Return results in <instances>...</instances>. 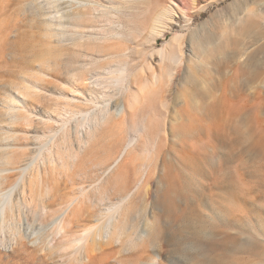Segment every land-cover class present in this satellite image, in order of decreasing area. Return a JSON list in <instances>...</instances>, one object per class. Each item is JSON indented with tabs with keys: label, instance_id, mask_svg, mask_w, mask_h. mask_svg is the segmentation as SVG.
Returning a JSON list of instances; mask_svg holds the SVG:
<instances>
[{
	"label": "rangeland",
	"instance_id": "374dc122",
	"mask_svg": "<svg viewBox=\"0 0 264 264\" xmlns=\"http://www.w3.org/2000/svg\"><path fill=\"white\" fill-rule=\"evenodd\" d=\"M188 1L189 8L184 7V0H124L118 7L120 38L109 40V43H93V36L88 38L81 29L75 28L74 19L89 11L90 17L87 16L83 23L93 26L92 6L96 0H0L1 176L17 175L37 160L26 178L29 183L39 173L43 174L45 186L52 190L44 197L50 210L58 209L60 203L78 195L81 188L91 189V199L97 200L99 196L92 188L101 182L100 187L108 199L85 206L90 214H86L81 227L76 228L80 232L88 224H97L120 195L134 187L137 178L145 174L144 169L150 168L148 190H140L129 207L130 220L136 217L132 222H140L141 229L151 234L150 238L126 252L124 244L130 232L125 233L121 242L113 240L104 246L103 254L92 264H139L140 254H143L140 261L155 259L158 264H205L211 244L223 240L224 236L203 234L199 244L190 236L189 224L209 214L203 204L206 205L208 200L211 181L199 179L193 186L196 191L193 206H186L178 195L174 196L176 207L165 205L169 184L173 183L165 178V173L172 175L171 167H184L179 162H172L164 168L161 159L151 165L152 141L161 139L167 148L180 150L183 136L177 127L187 123L183 112L199 111L203 95L210 114L208 125H212L218 134L224 133L222 125L238 128L240 134L230 131V138H244L243 146L246 147L255 142L249 138H258L264 131V55H261L264 54V36L261 39V34L264 35V0H200L198 6L197 0ZM257 7L262 10V19L260 25L252 27L246 22L247 9ZM106 24L103 21L101 25L107 27ZM86 30V33L90 32ZM83 36L84 40L79 41L78 38ZM125 49L130 54V88L137 95V102L131 107L124 97H112L108 76L78 80L82 74L88 75L83 68L92 62L89 55L98 56L100 50L101 55L117 54ZM163 49L174 51L182 59L181 63L163 61L159 54ZM107 63L115 65L116 60L101 62L102 65ZM166 70L172 75L165 78ZM74 73H77L76 77ZM155 74L164 78L162 89L155 87ZM185 79L190 82L186 84ZM97 80L103 81L106 88L93 86ZM143 88H146V94L140 93ZM163 100L169 104L163 105ZM124 106L125 112L122 111ZM239 108L243 109L241 113ZM91 113H96L91 120H83V116ZM20 116L26 118L17 119ZM154 117L164 121L165 134L162 133L161 138H139L122 162L109 172L131 136ZM237 120L240 123L237 124ZM64 124L66 130L59 132ZM250 129L256 134L251 136ZM55 134L56 138H53ZM225 150L223 152L228 151ZM12 154L15 159L8 163L7 157ZM166 158L170 159L168 155ZM246 158L255 168L264 164V156L260 154ZM12 179L16 180L17 176ZM251 181L253 183L255 179ZM14 197L18 200L21 195L17 192ZM51 219L42 226L37 223L33 228L25 224L15 232L5 228L0 219V264H66L65 253L51 251L47 244L41 243L51 231ZM237 230L233 228L228 232L234 235ZM36 236L39 239L34 243L32 240ZM240 236L241 242H255L258 250L264 251L263 235L255 234L253 240L244 234ZM60 238L61 235L56 240ZM210 255L219 258L218 252ZM101 257L105 259L103 263ZM248 257L247 253H237L229 259L246 260ZM245 264H264V256Z\"/></svg>",
	"mask_w": 264,
	"mask_h": 264
},
{
	"label": "bare ground",
	"instance_id": "6f19581e",
	"mask_svg": "<svg viewBox=\"0 0 264 264\" xmlns=\"http://www.w3.org/2000/svg\"><path fill=\"white\" fill-rule=\"evenodd\" d=\"M199 1L200 0H197V6L200 4ZM123 3L124 0H96V3H94L92 6L93 26L89 27L83 23L87 19V16L90 17V12L85 11L86 13H80L74 19L75 28L81 29L82 33L87 35L88 38H91L93 36V43H98L99 41L108 42L109 40L120 38V33L117 29L121 25L119 22L121 16L120 12L118 11V7L120 5H123ZM183 5L185 8L190 7L188 0H184ZM262 14V10H260L258 7L249 8L247 9L246 22L252 27L258 26L260 25ZM103 18L105 20H102ZM103 21H105V23L107 22V27H103L105 24L103 26L101 25ZM86 29H89L90 32L86 33L85 31H88ZM154 29H156V26H154ZM242 31H244V29ZM262 36L264 35L261 34V39L263 38ZM84 37L85 36H83L82 38H78V40L83 41ZM100 51L98 56H96L95 54L89 55L92 62L86 63L83 68L85 72H88V75L84 73L81 75V77L78 78V80L86 81L96 76H108L110 86L113 89L112 97L115 98L117 96H122L125 100L128 101V107L135 105V103L137 102V95L132 93L130 88L129 82L131 77V63L128 50L125 49L121 52H118L117 54L111 53L110 55H104V53L103 55H101ZM257 52H259V49ZM159 54L162 56L163 61L169 60L172 64L181 63L182 59H180L174 51H166L165 49H163L159 51ZM106 58L108 60H116L115 65L112 63L102 65L101 62L107 60ZM215 58L217 59V56ZM255 61L257 62V60H254V62ZM260 62L262 63V61ZM244 65H246V63ZM240 69L241 68H239V72L241 73ZM239 72L237 73L240 74ZM246 73L247 72H245V75ZM165 74V78L169 75H172L170 70H166ZM241 75H243V72ZM74 76L76 77L77 73H74ZM234 78L235 77L233 76V81ZM238 78L240 79L241 77ZM251 78L253 77L251 76ZM163 79L155 74V87L160 86V89H162L161 83L164 82ZM171 81L172 80H170V82ZM96 82H93V86H102L103 88H106V86H103V81L97 80ZM187 82H190V79L189 81L186 80V84ZM226 83L228 84V82ZM186 84L185 87L187 86ZM192 84H194V82ZM196 85H194L195 88ZM220 85L222 86L223 84ZM230 87L233 86L230 85ZM145 89L146 88H143V90L141 89L140 93H145ZM227 89L228 87L225 90L226 92ZM166 91L167 90H165V92ZM163 94L165 93L163 92ZM160 96L162 98V93ZM259 97L261 96L259 95ZM205 100V96L203 95L201 97V105L199 111L183 112V115L185 114L184 117L187 123H184L183 125L177 127V131H179V133H181L183 136L182 146L180 145L181 149L176 151V149H174L173 147L167 148L166 142L163 145L161 143V139L157 142L152 141L153 149L151 153H149L150 164H155V161L157 163V160L161 159L164 168H166L168 164H171L172 162H179L180 165L182 164L184 167H171L172 170H174V173H172V175L165 171V178H168L169 181H173V183L171 182L169 184V192L164 199V204L168 206H177V201H175L174 197L175 195L180 196L185 201L186 206H193V200L195 198L194 194L196 192L193 186L199 183V179H208L211 181L206 205L202 203L204 205L203 208L206 206L205 208L207 209V211H209V214L199 217L196 223L190 222V236L193 237V239H195L199 244H201L199 241L203 234H210L215 237L224 236L223 240L214 242L210 246V253L218 252L219 258H212L210 253H206L209 257L207 260H205V264H245L247 262H250L252 259H261L264 256V251H259L258 246L257 244H255V242L243 243L241 242L240 236L241 234L247 235L251 240H253L255 238L254 235L258 233L264 236V164H261L259 167L255 168L251 165L250 159L246 158L248 155L253 156L255 154L264 156V131L260 133V135H256L258 138H249L253 139L255 142L247 145L246 147L243 146L244 138H230V131L240 134V129L238 128H230L229 126L225 127L222 125L221 129L224 131V133L221 135L218 134V132H216L215 128L212 125H208L210 114L206 109ZM250 102H252V100H250ZM162 104L168 105L169 103H167L166 100H163ZM247 104L250 107L249 103ZM262 105L264 106V103ZM221 109L224 108L222 107ZM239 109L241 113L243 109ZM125 110L126 107L124 106L122 111L125 112ZM252 110L253 109H251V111ZM253 111H256L255 113H258L257 110ZM261 111L259 110V112ZM244 112L243 115L245 114ZM250 113L251 112H249V114ZM95 114L96 113L87 114L83 116V120H91V118L95 116ZM29 116L31 117L30 114ZM247 117H249V115H247ZM247 117L246 119L248 120ZM25 118V116H20L17 119L24 120ZM239 121L237 122V124L240 123ZM243 126L246 127V125ZM66 128L67 125L64 124L59 132H64ZM162 133L165 134V128L164 121H162L160 118L154 117L149 121L148 124L145 123L142 128H140L135 132L134 135L131 136V140L127 144V147L125 148L123 154L119 159L116 160L115 164L110 167L108 171H112L120 164V162H122L128 150L139 141V138H161ZM250 133L251 136L256 134H254V130L252 129L249 130V134ZM53 138H56V134ZM52 143H54V141L50 144ZM240 147L241 150H238V148L240 149ZM225 149H228V151L223 152V150ZM164 150L165 152H163ZM173 150L174 153H172ZM166 155L169 156V160H167V158L165 159ZM14 159L15 158L13 154L7 157L8 163H12ZM36 161L32 162L26 168L21 169V172L19 171L20 173H18L17 175L14 173H10L8 175L3 174L5 176H1L2 172L0 171V219L2 220L1 222L4 223L5 228H8L10 231L15 232L17 230H20L21 226H25V224L26 226L33 228L35 224L38 223L42 226L48 222L49 218H52L49 224V226H51V231L46 235V238L44 240H41V243L43 245L47 244L48 247H50L51 251L56 250L57 253H65L66 257L68 258V260H66V264L94 263L98 259L99 255L103 254L104 246H108L113 240L117 243L121 242L122 235L128 232H130L129 239L124 244V249L126 252L130 249H133L134 247L139 246L140 243H143L146 239L150 238L151 234L141 229L140 222H132L136 219V217L131 218V220L129 218L131 215L129 207L133 202V198H135L137 194H139L140 190H148L150 186V181L147 180L150 174V168L147 167L148 169H144L143 173L145 174L142 177L137 178L135 185L131 190L124 189L125 192L120 195L116 203H113L112 206L107 209L105 215L101 219L97 220V224H88L84 226L80 232H78L76 231V228H80L82 225L81 223L85 221L88 216H86V214H90V211L87 209L88 206L86 207V209L89 213L86 212L85 206L88 204L93 205L98 202H103L108 199L107 193L103 188L100 187L101 182L99 181L100 183L95 184L92 188L96 189L95 195H97V197L99 196L97 200L93 201L91 199L89 195V193L92 192L91 189L87 190L86 188H81L78 195L72 196L71 198H68L66 202L60 203L58 209L50 210V205L48 206L45 203L44 197L45 195L50 194L52 190L51 188H47V186H45L43 174L39 173L35 177L34 181H30L29 183L26 178L29 171L34 168ZM258 164L259 163H257V165ZM16 176V180L12 179ZM250 179H255V181L252 183ZM123 187L126 186L124 185ZM17 192L20 193L21 198L15 200L14 196ZM244 220H248L249 223H242ZM233 228L239 229L237 230V234L233 235L228 232V230H232ZM59 235H61V238L59 241H57L56 239ZM38 239V236H36V238H34L32 242L36 243ZM55 240L58 242H56L57 244L53 243L55 242ZM231 243L233 246L230 245ZM199 250L202 251L203 248L199 247ZM237 253H247L249 257L246 260L239 258H235L233 260L229 259L231 255L234 256ZM100 259H102V257ZM86 260L88 262H86ZM104 260L105 259H102L101 263H103ZM137 260L139 261V264H158L157 260L155 259L150 261H140L143 260V254H140Z\"/></svg>",
	"mask_w": 264,
	"mask_h": 264
}]
</instances>
